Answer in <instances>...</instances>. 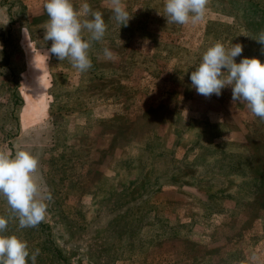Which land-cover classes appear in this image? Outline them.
<instances>
[{
  "label": "rangeland",
  "instance_id": "374dc122",
  "mask_svg": "<svg viewBox=\"0 0 264 264\" xmlns=\"http://www.w3.org/2000/svg\"><path fill=\"white\" fill-rule=\"evenodd\" d=\"M45 2L0 0V151L36 156L52 195L37 227L2 234L36 264H264V121L190 80L217 42L264 63V0H209L195 26L167 24L165 0H122L127 27L108 0H72L111 35L83 73L45 55Z\"/></svg>",
  "mask_w": 264,
  "mask_h": 264
},
{
  "label": "clouds",
  "instance_id": "9594fccd",
  "mask_svg": "<svg viewBox=\"0 0 264 264\" xmlns=\"http://www.w3.org/2000/svg\"><path fill=\"white\" fill-rule=\"evenodd\" d=\"M208 4L209 0H165L163 16L167 24L195 26L204 20ZM108 5L120 27H127L132 14L122 0H108ZM44 9L49 17L44 40L52 42L45 53L47 58L52 55L60 61L67 59L79 72L88 71L92 67L89 49L93 42L103 40L107 30L102 13L93 11L87 2L76 10L72 0H46ZM85 32L89 34L87 38ZM253 39L264 52V31ZM242 52L240 43L226 48L217 42L209 47L199 66L191 72V84L206 98L213 94L220 96L223 89L231 87L232 101L246 105L254 116L264 121V63L256 57H244L237 63L235 58ZM103 55L108 61L116 59L108 47L103 49ZM38 169V158L26 150L16 152L14 157L0 151V197L11 211L8 217L0 216V264H29V261L36 264L39 249L30 253L26 241L2 233L12 219L18 220L20 229L35 228L44 221L52 195L40 183Z\"/></svg>",
  "mask_w": 264,
  "mask_h": 264
},
{
  "label": "trees",
  "instance_id": "16d2710c",
  "mask_svg": "<svg viewBox=\"0 0 264 264\" xmlns=\"http://www.w3.org/2000/svg\"><path fill=\"white\" fill-rule=\"evenodd\" d=\"M108 32H109V30H108ZM108 32L105 34L104 39H107V40L111 39V35L108 34ZM107 44H108V42H107Z\"/></svg>",
  "mask_w": 264,
  "mask_h": 264
}]
</instances>
